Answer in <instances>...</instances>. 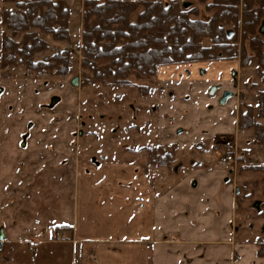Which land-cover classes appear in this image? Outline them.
Instances as JSON below:
<instances>
[{
	"label": "crops",
	"instance_id": "0c3cea01",
	"mask_svg": "<svg viewBox=\"0 0 264 264\" xmlns=\"http://www.w3.org/2000/svg\"><path fill=\"white\" fill-rule=\"evenodd\" d=\"M257 66L255 58L243 68L237 60L160 66L174 75L159 82L156 130L165 131L162 115L168 113L181 117L183 128L175 130L176 136L202 123L211 129L210 137H226L230 123H238L240 101L258 107L256 91L264 90V82ZM231 79L237 81L233 96L221 104L217 89ZM249 81L256 86L247 88ZM228 137L224 144L231 143ZM234 144L248 154L264 150L255 143L254 127L239 129ZM137 152L141 161L102 156L71 163L63 150H17L14 194L5 163L15 153L0 149V205L17 198V264H264L257 246L237 243L232 248L229 242L237 190L232 191L228 177L223 184V175L209 162L175 157L168 178L166 165L151 164L147 150ZM234 251L238 261L232 259Z\"/></svg>",
	"mask_w": 264,
	"mask_h": 264
},
{
	"label": "rangeland",
	"instance_id": "374dc122",
	"mask_svg": "<svg viewBox=\"0 0 264 264\" xmlns=\"http://www.w3.org/2000/svg\"><path fill=\"white\" fill-rule=\"evenodd\" d=\"M15 1L0 0V39L2 31L5 30L2 24V10L15 8ZM83 2L84 0H66L70 8L71 40L69 42H57L51 40L48 35L44 36L49 47H68L71 50L72 63L68 74L64 76L37 75L26 72L22 66L9 65L3 69L0 65V149L13 150L15 153V159L5 163V170L9 172L7 179H12L13 182V185L9 187L10 190L17 194V150H63L71 163L90 161L93 158L98 160L102 156L106 161L125 160L130 156L141 161L142 153L137 151L147 150V159L155 165L153 162L158 158V152L154 151L150 154L147 148L162 146L173 158L178 157L187 163L198 161L197 163L209 162L214 165L223 175L220 178L223 184H225L224 178H229L232 191L238 188L235 195L234 217L230 224L232 232L229 242L232 248H237L235 246L237 243L257 246L258 238H264V150H250L248 154L246 149L236 147L234 140L239 129L243 128L239 127V122L236 125L233 121L230 123L231 132L226 137L222 133L214 138L210 137L211 129L202 123L199 127L197 124L190 126V129L196 131L188 129L176 136L175 130L182 127L181 117L177 114L165 113L162 119L166 129L158 133L155 124L157 120V110H155L157 97L155 96L161 90L159 82L164 80L163 77H167L166 81H171L173 71L164 73V69H159L158 73L149 78L131 77L135 84L128 86H110L100 81L84 84L82 74L86 71L80 65ZM179 2L185 9L196 6L199 18L208 19L211 16V12L206 9V4L199 0H179ZM48 54L49 51H44L37 56L43 57ZM236 60L239 61V59L223 61ZM218 61L221 60L204 62ZM170 65L165 67L175 69L181 65L188 66V63ZM240 68H243L241 63ZM4 71L5 74L2 73ZM74 77L79 79L77 86L71 85ZM262 81L264 82L263 79ZM234 82L237 81L232 79L222 81V85L217 90L222 95L224 90L233 89ZM139 86H147L148 92L143 94ZM255 86L256 84L252 81L247 83V88ZM261 90L256 91V98ZM148 96L150 98H147ZM53 97H57L58 102L51 105ZM238 99L242 100V93H238ZM242 104L253 108L256 123H264V118L259 117V105L255 110L252 105L240 101L237 113ZM169 125L171 128H168ZM228 136L231 143L224 144ZM173 140L177 141L172 142ZM164 142L166 143L159 144ZM255 143L264 145L257 141ZM126 150H134V154L129 155ZM224 154H232L235 157V161L228 167L220 165V158ZM169 165L163 169L168 178L173 174ZM249 165H256L259 168L249 169ZM12 198L11 201L9 199L5 204L0 205V233L3 234V239L0 240V264H17V235L15 234L17 232V198ZM170 240L176 241L171 238ZM24 246L28 256L31 257L32 252L26 244ZM63 252L64 255L69 253L67 248ZM239 257L240 254L234 251L233 261H238ZM59 264L67 263L62 261Z\"/></svg>",
	"mask_w": 264,
	"mask_h": 264
},
{
	"label": "trees",
	"instance_id": "16d2710c",
	"mask_svg": "<svg viewBox=\"0 0 264 264\" xmlns=\"http://www.w3.org/2000/svg\"><path fill=\"white\" fill-rule=\"evenodd\" d=\"M199 2L211 12L208 19L198 17L196 6L182 8L179 0H84L80 60L86 71L83 83L128 86L135 84L131 77L149 78L160 66L239 59L246 67L253 58L264 80V38L259 32L264 0ZM1 17L5 29L0 39L1 68L17 65L26 72L47 76L69 73L71 50L51 48L44 38L48 35L57 42L71 40L66 0H16L15 8H3ZM44 51L49 54L37 56ZM148 89L139 86L143 94ZM257 99L259 117L264 118V90L257 93ZM244 107L246 110H242ZM238 119L240 128L255 127V141L264 144V123L254 121L251 106L242 104ZM147 149L150 154L158 152L155 165L173 161L162 146ZM256 245L257 256L264 257V238H258Z\"/></svg>",
	"mask_w": 264,
	"mask_h": 264
},
{
	"label": "water",
	"instance_id": "95a60500",
	"mask_svg": "<svg viewBox=\"0 0 264 264\" xmlns=\"http://www.w3.org/2000/svg\"><path fill=\"white\" fill-rule=\"evenodd\" d=\"M259 32L260 34H262L263 38H264V20L262 21L260 27H259ZM79 84V79L78 77H74L72 80H71V85L73 86H77ZM217 87L214 86L212 89H211V93H214L216 91ZM233 96V92L230 91V90H226L221 98H220V103L221 104H225L231 97ZM58 101V98L57 97H53L51 99V105H54L56 102ZM237 192H238V189H237ZM3 239V234L0 233V240Z\"/></svg>",
	"mask_w": 264,
	"mask_h": 264
},
{
	"label": "built area",
	"instance_id": "2783aa9c",
	"mask_svg": "<svg viewBox=\"0 0 264 264\" xmlns=\"http://www.w3.org/2000/svg\"><path fill=\"white\" fill-rule=\"evenodd\" d=\"M235 161V157L232 154H224L220 158V165L223 167H228Z\"/></svg>",
	"mask_w": 264,
	"mask_h": 264
}]
</instances>
